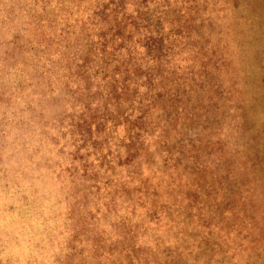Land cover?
I'll use <instances>...</instances> for the list:
<instances>
[{
  "label": "rangeland",
  "instance_id": "obj_1",
  "mask_svg": "<svg viewBox=\"0 0 264 264\" xmlns=\"http://www.w3.org/2000/svg\"><path fill=\"white\" fill-rule=\"evenodd\" d=\"M261 51L264 0H0V264H264Z\"/></svg>",
  "mask_w": 264,
  "mask_h": 264
},
{
  "label": "crops",
  "instance_id": "obj_2",
  "mask_svg": "<svg viewBox=\"0 0 264 264\" xmlns=\"http://www.w3.org/2000/svg\"><path fill=\"white\" fill-rule=\"evenodd\" d=\"M261 53H262V56H264L263 55V51H261ZM255 56H256V48H253V57L255 58ZM255 69V67L253 66V70ZM255 73V72H254Z\"/></svg>",
  "mask_w": 264,
  "mask_h": 264
}]
</instances>
